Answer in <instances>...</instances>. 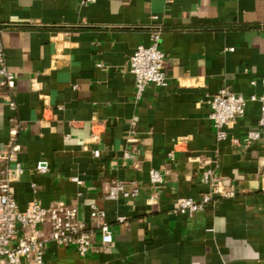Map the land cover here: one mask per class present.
<instances>
[{
    "label": "crops",
    "instance_id": "crops-1",
    "mask_svg": "<svg viewBox=\"0 0 264 264\" xmlns=\"http://www.w3.org/2000/svg\"><path fill=\"white\" fill-rule=\"evenodd\" d=\"M0 28L15 74L0 87V156L17 147L20 210L73 204L94 227L95 207L113 233L87 257L48 243L46 264H264V135L246 140L261 104L224 141L209 105L224 87L264 96V0H0ZM155 31L168 84L138 101L130 58ZM203 168L234 196L179 213L178 198L211 191ZM116 181L129 195L112 200Z\"/></svg>",
    "mask_w": 264,
    "mask_h": 264
},
{
    "label": "built area",
    "instance_id": "built-area-1",
    "mask_svg": "<svg viewBox=\"0 0 264 264\" xmlns=\"http://www.w3.org/2000/svg\"><path fill=\"white\" fill-rule=\"evenodd\" d=\"M95 0H82L83 4H92ZM1 34V28H0ZM161 33L155 31L149 46H138L130 58L129 71L135 79V98L141 100L150 85L165 87L168 79L164 72L165 54L160 46ZM15 81V74L7 65L6 51L0 41V87L9 88ZM251 102L261 104L259 128L250 131L247 141H255L264 135V96H252L247 99L224 87L210 99V119L216 130L219 141L227 139L225 128L243 118L247 106ZM14 109V103H10ZM139 139L132 138L130 143L136 144ZM96 157L100 152H94ZM128 157V155H127ZM39 172L47 171V166L40 163ZM24 170L17 163V147L13 144L0 156V264H46L45 254L48 243H55L65 249L75 248L82 257L97 251V244L108 249L113 243V233L106 222V213L93 207L91 217L94 227L88 226L80 217V210L73 204L54 203L45 208L37 202L20 210L16 200L14 183L23 175ZM151 182L154 186L163 183L162 174L153 170ZM201 181L211 191L199 201L180 197L177 200V211L193 216L211 206L218 197L230 198L233 192H225L222 182L216 173L203 168ZM134 189L132 196L137 195ZM125 192V185L116 181L110 190L109 198L115 200ZM121 221H123L121 219Z\"/></svg>",
    "mask_w": 264,
    "mask_h": 264
}]
</instances>
